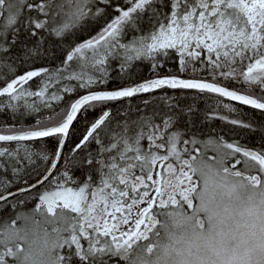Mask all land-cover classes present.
I'll return each instance as SVG.
<instances>
[{
  "label": "snow or ice",
  "instance_id": "obj_1",
  "mask_svg": "<svg viewBox=\"0 0 264 264\" xmlns=\"http://www.w3.org/2000/svg\"><path fill=\"white\" fill-rule=\"evenodd\" d=\"M0 116V264H264V0H0Z\"/></svg>",
  "mask_w": 264,
  "mask_h": 264
},
{
  "label": "trees",
  "instance_id": "obj_2",
  "mask_svg": "<svg viewBox=\"0 0 264 264\" xmlns=\"http://www.w3.org/2000/svg\"><path fill=\"white\" fill-rule=\"evenodd\" d=\"M142 70H143V72L145 73V74H147V70H148V68H147V65H144V66H142ZM247 110V109H246ZM4 117H2V116H0V119H3ZM256 138L255 137H253V140H255Z\"/></svg>",
  "mask_w": 264,
  "mask_h": 264
}]
</instances>
